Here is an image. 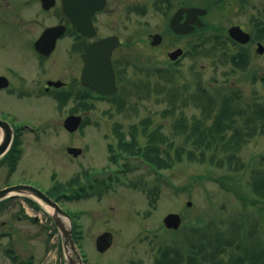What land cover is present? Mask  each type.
Here are the masks:
<instances>
[{"label": "rangeland", "instance_id": "rangeland-1", "mask_svg": "<svg viewBox=\"0 0 264 264\" xmlns=\"http://www.w3.org/2000/svg\"><path fill=\"white\" fill-rule=\"evenodd\" d=\"M37 16L41 31L51 15L41 10L38 0H0V74L8 65L37 64L34 41L39 26L32 20ZM61 43L53 57L56 67L46 78L58 77L67 64V42ZM76 61L72 64V78L79 77L81 63ZM219 71L214 72L209 58L195 56L180 63V77L174 74L164 83L153 77L151 92L135 91L129 80L121 81L117 96L124 98V110L110 100H88L86 104L90 108L70 100L60 110L52 94L36 91L32 96L24 93L17 98L0 92V117L10 113V117H16L15 126L33 125L34 129H22L21 156L13 171L8 161H1L0 189L28 183L46 192L55 182L65 183L77 175L82 184L106 179L110 183L108 187L97 184L80 198L60 202L77 222L85 264H154L161 248L178 246L190 232L194 239L195 234L203 240H212L219 233H227L234 234L237 242H250L253 238L264 242V211L260 212L252 204H242L234 193L227 192L217 182L229 172L227 168L191 161L187 153H183V161L177 160L172 168L160 172L142 161L125 160L126 154L119 156L117 163L110 159L113 153L108 146L113 144L116 148L118 126L126 138L131 139L135 133L143 146L149 141L148 134L160 130L166 140H159L158 144L168 149V144L173 142L171 154L176 159L175 149L184 141V135L178 136L174 128L176 120L184 113L192 124L203 116L201 108L190 98L199 84L211 96L241 95L240 99L233 95V99L243 107L249 105L248 113L254 103L264 107V87L251 80L221 75L227 71L225 66ZM156 83L164 89L162 93L156 89ZM185 86L190 87L188 92H184ZM180 91L184 92L186 106L180 105L174 115L168 114L170 97L174 93L180 95ZM177 101L183 103L180 97ZM74 110L83 117L84 125L70 134L64 128V120ZM68 147L81 148L83 152L74 157L67 152ZM261 155H264V133L259 132L239 152L245 168L239 169L238 174L246 175L237 176L242 178L245 190ZM120 165L128 167L126 175L120 172ZM84 172L93 177L85 176ZM153 189L157 193L155 197L149 196ZM189 201L191 207L187 206ZM4 207L0 209V229L12 228L10 225L2 228L1 223L6 222L14 225L15 231L7 238H0V264H67L60 232L55 231L48 208L35 209L22 196ZM169 213L182 216L180 230L173 232L164 227L163 220ZM252 231L256 233L250 235ZM105 232L112 234L113 243L108 251L100 253L96 240ZM10 249L15 258L7 252Z\"/></svg>", "mask_w": 264, "mask_h": 264}, {"label": "flooded vegetation", "instance_id": "flooded-vegetation-1", "mask_svg": "<svg viewBox=\"0 0 264 264\" xmlns=\"http://www.w3.org/2000/svg\"><path fill=\"white\" fill-rule=\"evenodd\" d=\"M99 2L102 8L92 16L95 34L91 38L75 31L63 13L61 0H56L54 8L43 9L51 16L38 38L49 27H63L64 34L59 36L54 50L48 55L35 51L37 64L8 65L6 71L0 74V78H5L0 81V92L17 98L24 93L32 96L37 92L52 95L81 94L87 102L90 91L80 81L88 64L87 50L91 44L105 40L110 44L111 64L118 89L121 81L129 80V85L135 91L144 89L148 92L153 89V77L163 83L174 74L180 77V63L195 56L209 58L216 73L220 72V67L225 66L227 71L221 75L251 80L253 84L264 87V0ZM32 20L40 26L38 16ZM186 23L190 29L182 34L173 27L175 25L180 28ZM63 41L67 42V64L58 77L46 78L56 67L53 57ZM49 47V42L44 45L45 50H49ZM74 60L81 63L79 77L76 78H72ZM195 73L198 74V71ZM56 81H61L63 85L60 88L49 86L50 82ZM156 84V89L162 93L164 89ZM9 114L0 119L8 121L17 133L21 126H15L16 117L12 118ZM15 218L22 221L21 217ZM9 225L12 228L3 232L6 238L13 234L15 226L1 223L2 228Z\"/></svg>", "mask_w": 264, "mask_h": 264}, {"label": "trees", "instance_id": "trees-1", "mask_svg": "<svg viewBox=\"0 0 264 264\" xmlns=\"http://www.w3.org/2000/svg\"><path fill=\"white\" fill-rule=\"evenodd\" d=\"M189 89V86L183 88L184 92H188ZM183 93L180 91V95L172 94L169 99L171 110H168V114L174 115L175 110L180 105L186 106L187 100L184 99ZM233 95L236 96V99L241 98V95L238 94L211 96L201 84L197 86V90L190 95V98L192 97L197 106L201 108L203 116L196 119L192 124L188 122L184 113L176 120L174 128L177 135H184V141L175 149L176 159L171 154L175 146L173 142L168 144V149H162L158 144L159 140L161 142L166 140L160 130L148 134L149 141L143 146L137 141L135 133H132L131 139L128 140L119 131L120 126H118L115 130L119 132V149L128 154L141 155L157 171L172 168L177 160L183 161V153H187L191 161L209 162L220 168H227L229 172H226V176L223 178L217 179V182L227 192L234 193L242 204H252L262 212L264 207H259V205L264 204V155H261L259 164L254 166L251 171L247 190L242 187V178L237 175H246V173L238 174L239 169L245 168L239 158V152L259 132L264 133V107L254 103L253 108L248 113L250 106L243 107L240 101H234ZM71 97L73 95L57 96L59 108H63ZM81 97L83 98L82 95L74 96L73 101L84 107L85 104H83ZM179 97L183 101L181 104L177 103ZM91 99L89 95V100ZM109 100L111 103H119V106L124 110V98L119 99L118 96H114ZM214 110L217 113L214 114ZM75 112L76 110L72 111V113ZM17 148L18 151H16ZM111 152L115 153V150L112 148ZM20 156L19 135H17L13 150L4 160L9 162L12 171L15 169ZM113 161L118 162V157L114 156ZM233 174L235 175L233 176ZM86 176L88 177L89 174L86 173ZM97 184L107 186L106 183L99 180L89 182L88 185H90L89 188H92L98 186ZM83 185L80 176L77 175L65 183L55 182L48 193L58 201L69 200L68 193L80 191L85 194L87 192ZM156 195L155 189L149 191V196L155 197ZM80 197V195H75L73 199ZM30 202L39 208L35 202ZM4 204L5 202H1L0 208ZM74 224V238L81 248V236L77 222L74 221ZM254 233L256 231L249 234L254 235ZM190 235L191 232L187 233L185 241L179 242L176 247L161 248L154 264H264V242L257 238H253L250 242H237L234 234L219 233V236L212 240H203L201 237L198 238L196 234L194 239Z\"/></svg>", "mask_w": 264, "mask_h": 264}, {"label": "water", "instance_id": "water-1", "mask_svg": "<svg viewBox=\"0 0 264 264\" xmlns=\"http://www.w3.org/2000/svg\"><path fill=\"white\" fill-rule=\"evenodd\" d=\"M42 2L45 9H50L55 5V0H42ZM62 4L65 14L70 18L77 31L89 36H93L95 34L91 18L94 13L102 8L99 0H62ZM188 25L189 24L186 23L185 25L180 26V28L175 25H173V27L177 31L180 30V33H184L189 30ZM60 30L61 29L57 27L46 30L37 42V48H43V45L46 42H50V44L53 45L61 34ZM107 41L108 40H105L102 43H94L89 46L88 64L87 68L82 73V83L87 85L90 90H95L104 95H113L117 92V87L111 64L110 44L108 45ZM61 84V82L50 83V85H55L57 87L61 86ZM81 123V116L71 115L65 120L64 127L67 131L73 133L79 129ZM0 129L3 131V135L0 140L1 159L11 147L14 130L8 122L3 120H0ZM68 152L77 157L82 153V150L78 148H69ZM21 195L36 200L42 206L50 210L52 219L62 235L64 250L67 256V264H84L82 255L74 240L73 221L68 213H66L55 200L50 198L40 189L31 185L21 184L1 189L0 201L9 197H17ZM191 205L192 203L189 202L188 206ZM164 223L167 228L177 230L182 224V219L180 215L172 213L165 217ZM112 241L113 237L111 233L106 232L100 235L96 241L98 251L102 253L106 252L112 246Z\"/></svg>", "mask_w": 264, "mask_h": 264}, {"label": "bare ground", "instance_id": "bare-ground-1", "mask_svg": "<svg viewBox=\"0 0 264 264\" xmlns=\"http://www.w3.org/2000/svg\"><path fill=\"white\" fill-rule=\"evenodd\" d=\"M2 135H3V133H2V131H0V138H2Z\"/></svg>", "mask_w": 264, "mask_h": 264}]
</instances>
